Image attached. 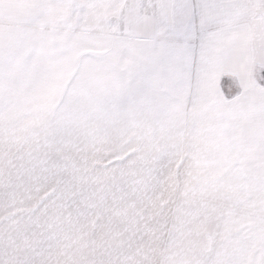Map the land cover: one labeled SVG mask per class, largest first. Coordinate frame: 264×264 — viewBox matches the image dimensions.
<instances>
[{
	"label": "snow or ice",
	"instance_id": "obj_1",
	"mask_svg": "<svg viewBox=\"0 0 264 264\" xmlns=\"http://www.w3.org/2000/svg\"><path fill=\"white\" fill-rule=\"evenodd\" d=\"M0 264H264V0H0Z\"/></svg>",
	"mask_w": 264,
	"mask_h": 264
}]
</instances>
